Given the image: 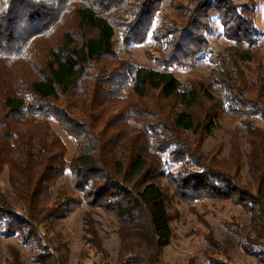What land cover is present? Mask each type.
Returning a JSON list of instances; mask_svg holds the SVG:
<instances>
[{
  "label": "trees",
  "instance_id": "1",
  "mask_svg": "<svg viewBox=\"0 0 264 264\" xmlns=\"http://www.w3.org/2000/svg\"><path fill=\"white\" fill-rule=\"evenodd\" d=\"M162 1L0 0V175L13 197L0 190V233L41 245L39 262L58 264L40 225L71 200H41L66 170L85 204L134 233L132 254L116 264H156L174 198L239 206L250 229L239 245L264 262V129L254 123L264 120V75L251 10L186 0L154 26ZM213 17L234 44L211 57V77L179 79L173 67L211 52ZM114 27L134 42L150 34L154 66L120 57ZM225 114L242 118L244 132L221 158V146L203 145ZM55 123L74 142L68 161Z\"/></svg>",
  "mask_w": 264,
  "mask_h": 264
},
{
  "label": "rangeland",
  "instance_id": "2",
  "mask_svg": "<svg viewBox=\"0 0 264 264\" xmlns=\"http://www.w3.org/2000/svg\"><path fill=\"white\" fill-rule=\"evenodd\" d=\"M235 1L251 10L249 17L258 31V65L264 75V0ZM182 3H186V0H163L155 14L154 26ZM114 29V49L120 57L138 65L154 66L151 55L157 52L152 48L150 34L144 41L134 42L122 38L118 27ZM207 39L211 52L200 54L185 66L172 68L179 79L211 77L215 69L211 57L224 54L225 49L234 44L225 38L216 17L211 19ZM246 65L253 67L252 62L242 64L244 69ZM240 119L225 114L217 123L214 135L205 139L203 149L208 152L221 146L219 157L227 158L232 134L244 132ZM254 123L264 129V120L257 117ZM53 125L67 145L68 161L75 151L74 142L56 123ZM160 183L171 192L167 179L162 178ZM0 190L10 195L6 169L0 175ZM57 196L71 201L61 206L59 217L40 225V233L44 237L43 245L49 244L48 248L58 264H116L132 254L130 246H134V233L114 215L85 204L82 193L74 189L68 170L46 190L41 204H52ZM173 201L175 205L170 209L172 238L170 244L155 255L156 264H264L263 257L248 254L239 245V231L250 232L249 217L239 206L229 201L188 203L175 198ZM44 253L41 245L39 248L24 242L17 233L11 236L0 233V264H44L37 261L43 259L41 254Z\"/></svg>",
  "mask_w": 264,
  "mask_h": 264
}]
</instances>
